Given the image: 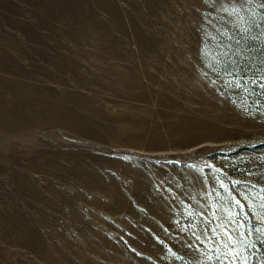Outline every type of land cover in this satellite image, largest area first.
Returning <instances> with one entry per match:
<instances>
[{
	"label": "rangeland",
	"instance_id": "obj_1",
	"mask_svg": "<svg viewBox=\"0 0 264 264\" xmlns=\"http://www.w3.org/2000/svg\"><path fill=\"white\" fill-rule=\"evenodd\" d=\"M0 264H264V0H0Z\"/></svg>",
	"mask_w": 264,
	"mask_h": 264
}]
</instances>
